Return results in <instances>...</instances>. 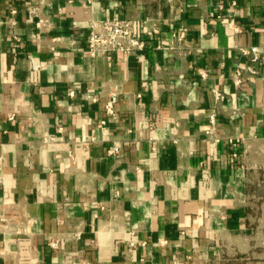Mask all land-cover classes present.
<instances>
[{
  "label": "crops",
  "instance_id": "1",
  "mask_svg": "<svg viewBox=\"0 0 264 264\" xmlns=\"http://www.w3.org/2000/svg\"><path fill=\"white\" fill-rule=\"evenodd\" d=\"M115 15L144 47L89 56ZM224 254L264 264V0H0V264Z\"/></svg>",
  "mask_w": 264,
  "mask_h": 264
},
{
  "label": "built area",
  "instance_id": "2",
  "mask_svg": "<svg viewBox=\"0 0 264 264\" xmlns=\"http://www.w3.org/2000/svg\"><path fill=\"white\" fill-rule=\"evenodd\" d=\"M14 12V9H11ZM145 40L141 37L140 31L136 22L129 18H124L119 15L110 18H99L93 20L89 24L86 52L89 56H94L97 53H105L118 51L123 54L131 53L140 50L144 47ZM244 53H252L256 57V47L242 48ZM37 67V65H33ZM203 74V72H200ZM239 76H235L234 80L239 81ZM93 100L96 98L93 97ZM115 94H110L109 98L104 102L103 110L105 118L101 119L99 124H103L107 118L115 117L114 102ZM211 122L213 119L211 117ZM118 151V146L114 143L108 153L115 154ZM51 245L55 243L50 242Z\"/></svg>",
  "mask_w": 264,
  "mask_h": 264
},
{
  "label": "rangeland",
  "instance_id": "3",
  "mask_svg": "<svg viewBox=\"0 0 264 264\" xmlns=\"http://www.w3.org/2000/svg\"><path fill=\"white\" fill-rule=\"evenodd\" d=\"M212 264H243V263L242 262H237V261L232 262L230 260H227L226 259V254H224L223 257L219 258V261H216V262H214Z\"/></svg>",
  "mask_w": 264,
  "mask_h": 264
}]
</instances>
